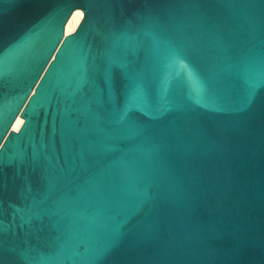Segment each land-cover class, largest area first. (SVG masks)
<instances>
[{"label": "water", "instance_id": "1", "mask_svg": "<svg viewBox=\"0 0 264 264\" xmlns=\"http://www.w3.org/2000/svg\"><path fill=\"white\" fill-rule=\"evenodd\" d=\"M0 264H264V0H0Z\"/></svg>", "mask_w": 264, "mask_h": 264}, {"label": "bare ground", "instance_id": "2", "mask_svg": "<svg viewBox=\"0 0 264 264\" xmlns=\"http://www.w3.org/2000/svg\"><path fill=\"white\" fill-rule=\"evenodd\" d=\"M83 18H84V11L82 9H76L72 13L70 19L66 24V34L68 35L73 33L77 29ZM23 122L24 119L21 116H19L13 125V129L16 131L19 130Z\"/></svg>", "mask_w": 264, "mask_h": 264}]
</instances>
